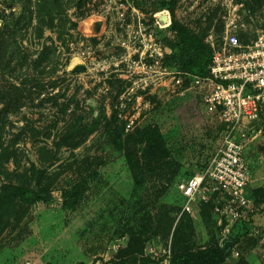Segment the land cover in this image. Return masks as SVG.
<instances>
[{
	"label": "rangeland",
	"instance_id": "rangeland-1",
	"mask_svg": "<svg viewBox=\"0 0 264 264\" xmlns=\"http://www.w3.org/2000/svg\"><path fill=\"white\" fill-rule=\"evenodd\" d=\"M20 2L0 0V25ZM61 3L51 27L27 13L17 32L31 52L57 50L59 80L2 117L13 155L0 162V264H175V252L176 264H264V112L242 129L246 205L223 208L229 200L207 191L187 209L178 190L206 170L225 130L180 68L184 41L217 52L234 33L251 44L264 0ZM102 109L118 143L102 127L88 133ZM22 184L46 200H20Z\"/></svg>",
	"mask_w": 264,
	"mask_h": 264
},
{
	"label": "built area",
	"instance_id": "built-area-1",
	"mask_svg": "<svg viewBox=\"0 0 264 264\" xmlns=\"http://www.w3.org/2000/svg\"><path fill=\"white\" fill-rule=\"evenodd\" d=\"M209 70L207 77L192 78L225 130L206 170L178 185L187 209L201 197L212 198L207 191L229 200L223 208L247 203L245 191L251 176L241 138L246 133L243 127L258 121L264 112V30L249 45H243L234 33L227 35Z\"/></svg>",
	"mask_w": 264,
	"mask_h": 264
},
{
	"label": "trees",
	"instance_id": "trees-1",
	"mask_svg": "<svg viewBox=\"0 0 264 264\" xmlns=\"http://www.w3.org/2000/svg\"><path fill=\"white\" fill-rule=\"evenodd\" d=\"M21 5H25L23 11L19 14L12 11L9 16L2 20L0 25V105L3 108L0 110V162L5 165L10 162L13 155L12 145L3 146L2 139V117L5 112H8L11 107L23 105V101L28 98V94L35 96L41 95L45 88L46 79H52V88L57 85L59 77H56L58 71L57 50L53 47L44 46L41 49L31 52L23 47L21 41L17 38V32L22 30L27 21L26 14H36L40 30H43L44 25H53V19L62 18L61 0H37L32 3V0H21ZM54 4V5H53ZM34 5V10H32ZM9 6L10 9H12ZM46 18L48 20H46ZM190 38L184 41V52L180 58V68L184 73L192 76L204 78L210 74L209 67L214 59L215 52L207 46H195ZM50 66L47 71L45 65ZM32 87L26 91V87ZM35 91V92H33ZM6 109H8L6 111ZM16 111L14 110V113ZM81 120V118H79ZM94 124L89 129L85 126L88 133L95 132L98 127H102L108 136L109 143H118L121 139V132L116 128V122L113 116H107L105 109H102L100 114L94 118ZM145 131L138 130L141 136L140 142L144 140ZM77 135L72 138V145L76 146ZM9 176V175H8ZM16 194L27 204H33L38 201L46 200L41 196L38 188L33 184H22L16 188ZM136 238L132 239L135 241ZM131 244L127 248L130 250ZM191 260V256H188ZM173 263L181 262L176 252L172 259Z\"/></svg>",
	"mask_w": 264,
	"mask_h": 264
},
{
	"label": "crops",
	"instance_id": "crops-1",
	"mask_svg": "<svg viewBox=\"0 0 264 264\" xmlns=\"http://www.w3.org/2000/svg\"><path fill=\"white\" fill-rule=\"evenodd\" d=\"M245 156H246V154H245ZM247 159V158H246Z\"/></svg>",
	"mask_w": 264,
	"mask_h": 264
}]
</instances>
